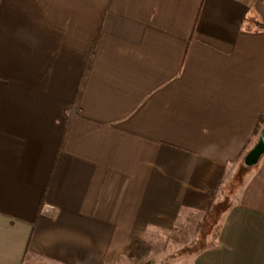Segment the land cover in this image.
<instances>
[{
    "label": "crops",
    "instance_id": "crops-1",
    "mask_svg": "<svg viewBox=\"0 0 264 264\" xmlns=\"http://www.w3.org/2000/svg\"><path fill=\"white\" fill-rule=\"evenodd\" d=\"M263 126L264 0H0V264H264Z\"/></svg>",
    "mask_w": 264,
    "mask_h": 264
},
{
    "label": "rangeland",
    "instance_id": "rangeland-1",
    "mask_svg": "<svg viewBox=\"0 0 264 264\" xmlns=\"http://www.w3.org/2000/svg\"><path fill=\"white\" fill-rule=\"evenodd\" d=\"M146 242L148 243L150 249L139 262H133L128 253L127 257L119 258L118 264H182L184 261L179 255L180 251L191 250L190 246L186 248V245L189 242L188 240H183L182 242L178 240L165 242L160 241L156 244L149 241ZM194 244L195 246L192 248L193 250L198 249L199 246H202L205 243H203V241L194 240Z\"/></svg>",
    "mask_w": 264,
    "mask_h": 264
},
{
    "label": "water",
    "instance_id": "water-1",
    "mask_svg": "<svg viewBox=\"0 0 264 264\" xmlns=\"http://www.w3.org/2000/svg\"><path fill=\"white\" fill-rule=\"evenodd\" d=\"M264 154V126L262 127L257 142L247 152L243 159L245 167H251L258 162L260 157Z\"/></svg>",
    "mask_w": 264,
    "mask_h": 264
},
{
    "label": "trees",
    "instance_id": "trees-1",
    "mask_svg": "<svg viewBox=\"0 0 264 264\" xmlns=\"http://www.w3.org/2000/svg\"><path fill=\"white\" fill-rule=\"evenodd\" d=\"M150 249L148 243L141 239H134L129 244V256L133 262H139Z\"/></svg>",
    "mask_w": 264,
    "mask_h": 264
}]
</instances>
